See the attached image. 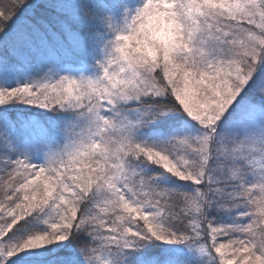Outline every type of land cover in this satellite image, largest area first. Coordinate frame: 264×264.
I'll return each mask as SVG.
<instances>
[{"label": "snow or ice", "instance_id": "6c2138e0", "mask_svg": "<svg viewBox=\"0 0 264 264\" xmlns=\"http://www.w3.org/2000/svg\"><path fill=\"white\" fill-rule=\"evenodd\" d=\"M0 264H264V0H0Z\"/></svg>", "mask_w": 264, "mask_h": 264}]
</instances>
